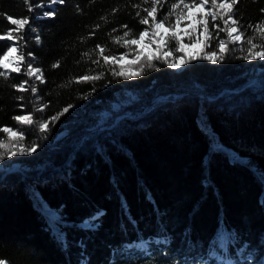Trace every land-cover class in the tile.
Listing matches in <instances>:
<instances>
[{"label":"trees","instance_id":"obj_1","mask_svg":"<svg viewBox=\"0 0 264 264\" xmlns=\"http://www.w3.org/2000/svg\"><path fill=\"white\" fill-rule=\"evenodd\" d=\"M30 3L31 12L25 0H0V34L16 27L8 16L30 19L15 34L22 40L0 41V55L15 43L44 78L28 77L23 66L0 77V128H23L25 146H37L0 161V260L264 264V75L256 74H264V61L243 59L247 45L229 43L222 61L197 59L175 70L157 59L138 77H115L84 53L97 44L115 55L129 51L112 37L123 35L122 25L144 30L139 20L150 0ZM236 9L242 30L264 19V0H240ZM215 44L205 51H218ZM90 70L104 78L75 82ZM25 80L29 91L13 87ZM123 92L134 101L100 125L104 107ZM28 114L49 130L13 119ZM37 197L60 217L58 232Z\"/></svg>","mask_w":264,"mask_h":264},{"label":"snow or ice","instance_id":"obj_2","mask_svg":"<svg viewBox=\"0 0 264 264\" xmlns=\"http://www.w3.org/2000/svg\"><path fill=\"white\" fill-rule=\"evenodd\" d=\"M142 2L149 4V0H142ZM164 2L165 0H150V6L143 8L146 15L140 18L139 23L147 25L144 30L138 34H133L127 28V25H122V28L127 29L123 31V35L112 37L114 43L128 48L130 51L115 55L106 46L97 44L92 52H85L84 56L98 66H109L113 76L125 79L142 75L145 67H154L152 61L157 59H162L165 63H169V58L171 57L169 66L172 68H179L182 64H187L197 59H205L212 62L222 61L225 58V54L231 50L228 47L229 43L232 45H247L246 49H240L246 53L242 56L243 59L264 61V19L258 23L249 24L242 30L240 18L237 15L238 9H236V5L240 0H175V2L170 3L167 14H161L158 18L159 9L164 6ZM25 3L28 4L29 12L33 11L30 0H25ZM51 3L63 4L64 0H51ZM133 7L139 9L141 5L135 4ZM261 11L264 12V9H261ZM45 15L54 17L56 13L49 11ZM136 15L140 16V11H137ZM7 18L16 27L8 29L4 34H0V41L22 40V35L15 34L25 30L26 26L30 25V19L27 17L17 19L12 16ZM101 19L106 20L104 17ZM218 20L221 23H216ZM186 21L187 23H184ZM182 24L184 25L183 27H181ZM99 27L100 25L97 24L96 28L98 29ZM249 29L251 34L246 36V31ZM115 31L116 29H113V32ZM221 32L226 34L227 39L219 38V33ZM91 34L94 35V32ZM185 36L189 38L188 43L183 41ZM146 39L148 42H145ZM172 41L175 42L173 47L166 52L163 51V49L168 48L169 43ZM212 41H216L215 47L218 51H205L206 48H212ZM37 43H39V38H37ZM153 45L156 46L155 50L152 48ZM131 46H136V48L132 49ZM189 49H196V51H187ZM130 52H134V56L131 60H128L127 57ZM174 52L184 53V55L177 57L173 55ZM17 53L18 47L13 43L0 55V69H10L11 72L20 73L23 66L25 75L35 77L36 80L43 83L44 78L41 69L33 67L26 59L23 51H20L19 54ZM92 53H95L96 58H93ZM28 55L31 54L29 53ZM133 65H139V67L133 68ZM58 66L59 61L52 65L53 68ZM113 66H118L119 71ZM91 71L89 74L74 78L75 82H95L104 78L103 71L96 75L90 74ZM8 76L9 73L7 71H0V77L7 79ZM26 84H28L27 80L19 85H13V87L19 91L26 92L29 91V88L25 87ZM30 91L36 94L37 87L32 85ZM20 99H23V97H20ZM41 110L40 108L36 109V111ZM67 111L68 108L63 109V112ZM13 119L20 125L31 126L37 123V127L41 132L49 130L48 122H35L32 114L17 115ZM52 119L54 121L57 117ZM0 132L7 134L6 139H0V149L3 150L0 151V161H3L6 157L25 155L36 151V145L33 144L26 147L23 143L25 140V129L3 127L0 128ZM0 264H5V262L0 260ZM227 264H233V262L227 260Z\"/></svg>","mask_w":264,"mask_h":264},{"label":"rangeland","instance_id":"obj_3","mask_svg":"<svg viewBox=\"0 0 264 264\" xmlns=\"http://www.w3.org/2000/svg\"><path fill=\"white\" fill-rule=\"evenodd\" d=\"M187 23V21L185 22ZM184 25H181V27H183ZM183 41L184 43H188L189 42V38L187 36L183 37ZM13 42V41H10ZM145 42H148L147 39ZM155 45L152 46L153 50H155ZM132 49H135L136 46H131ZM130 51V50H129ZM163 51H167L166 49H163ZM187 51H196V49H189ZM18 54V53H17ZM184 55V53H179L177 52L175 56H182ZM134 56V52H130V55L127 57L128 60H131ZM169 60H171V57L169 58ZM143 62V61H142ZM171 62V61H170ZM139 65H133V68L138 67ZM184 64L181 65V67L179 68H174L175 70H181L183 68ZM5 70V69H3ZM6 71H10L6 70ZM256 74L258 75H264L261 72H256ZM136 97V96H135ZM135 97L131 94V92H123L121 94V96L117 97V99L112 102L111 104H109L107 107H104L106 109H104L105 112H103L100 115V122L99 124L101 125L107 118H110L111 116L114 115L115 112L121 110L124 107H127L131 104L132 101H134ZM13 167H17L16 165H14ZM37 199L39 200V198L37 197ZM40 204V210L42 211V213L47 217V221L49 223V225L52 227V229L55 232H58V226L60 224H63L62 221H60V217L53 212L51 209H48L47 207H45L42 202L39 200Z\"/></svg>","mask_w":264,"mask_h":264}]
</instances>
